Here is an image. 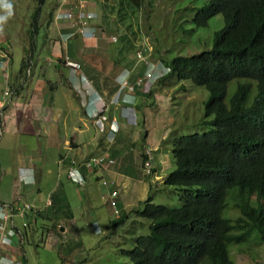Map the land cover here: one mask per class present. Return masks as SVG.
Returning <instances> with one entry per match:
<instances>
[{
	"label": "trees",
	"instance_id": "obj_1",
	"mask_svg": "<svg viewBox=\"0 0 264 264\" xmlns=\"http://www.w3.org/2000/svg\"><path fill=\"white\" fill-rule=\"evenodd\" d=\"M36 1L29 30V56L27 60H22L19 73H27L30 69L36 49L35 35L40 33L37 21L45 0ZM103 1L100 8L105 10L111 3L110 0ZM129 1L138 9L144 3V0ZM93 2L62 0L60 3L62 12H71L72 18L75 17V21L71 19L68 23L75 29H82L88 28L91 19L94 25L97 21V14L88 9ZM81 6L86 8V14L78 20L76 16ZM114 7L111 6L112 9ZM176 15L178 19L174 20V25L180 33V44L173 55L166 51V55L161 56L155 51L157 55L154 53L149 57V64L161 66L167 74L153 84L149 95H145L158 102L155 96L158 87L173 83L181 84L182 91L188 89L183 83L203 88L208 94L204 117L202 115L195 125L196 133L174 138L171 146L175 166L163 184L178 191L181 206L171 208L154 204L150 193L141 202L143 208L132 211L147 221L148 233H131V248L120 252L130 264H235L230 257L232 250L243 245V249L245 246L251 253L247 245L252 233L264 245V0H190L188 5L176 11ZM49 17L52 21V13ZM94 25L91 28L100 31ZM59 28L61 32L54 36V40L60 42L58 60L63 63L65 51L62 47L67 49L65 43L77 39L78 35L70 26ZM87 33L79 35H89ZM125 47L130 50L127 45ZM119 53L125 55L122 49ZM89 55L94 58L91 53H85L82 64L87 63ZM75 63L80 68L79 63ZM138 90L141 92L140 88ZM123 100L120 95L116 96L112 102L114 108ZM125 103L126 112L133 111L137 106L133 102ZM109 106L105 104L102 107L94 122L104 125L103 130L97 129L98 132L107 131L115 138L118 122L112 118V113L108 116L102 113ZM105 136L103 139H106ZM147 137L143 135L141 144V167L142 175L150 180L155 170L154 162L150 174H146L143 168L144 162L149 159L146 154L150 145L147 146ZM102 144L103 149L110 145L106 141ZM95 157H102L111 163L103 168L84 166L85 162ZM115 164L116 160L105 153L74 157L66 165V178L78 186L69 176L70 167L77 169L85 181L87 173L99 171V182L112 187L113 183L107 182L104 171ZM148 183L150 188L153 187V183ZM63 185L60 180L50 197V206L40 208L33 204L41 211L32 222L26 219L28 225L24 229L23 245L17 248L22 253L16 257L23 264L24 247L29 244L28 232L37 221L53 223V231L59 234L64 227L61 221L73 220ZM127 216L129 214H122L110 221V227L116 229L125 224ZM40 226L41 230L45 229L43 224Z\"/></svg>",
	"mask_w": 264,
	"mask_h": 264
},
{
	"label": "rangeland",
	"instance_id": "obj_2",
	"mask_svg": "<svg viewBox=\"0 0 264 264\" xmlns=\"http://www.w3.org/2000/svg\"><path fill=\"white\" fill-rule=\"evenodd\" d=\"M61 1L45 0L37 21L40 25V33L35 35L36 49L31 61L30 73H23L24 75H22L19 73L20 66L22 60H27L29 56L27 50L31 46L29 31L32 24L31 16L37 7V1L0 0V202L2 203H12L15 199V197L11 198L12 193H16L17 188H19L21 205L28 203L39 206V202L44 201L42 207H45L48 201V192L57 179V161L59 156H63V153H58L60 147L49 145L48 148L41 141V138L38 141V138L33 135L23 134L19 125L28 112L27 105L31 101L33 90L37 89L38 81L45 86L43 91L46 98L44 114L47 113L46 109L49 107V101L52 97L56 99L58 109L66 106L64 94L70 96L68 99L73 100L71 85L69 87L67 84V82L71 83L72 80L65 79L66 75H60L55 69L59 64H65V54L62 57L63 63L60 62L61 59L56 61L54 55L60 48L50 39L56 38L54 36L57 34V28L63 27L61 25L65 22L59 19L58 21L61 23H55L59 7L61 8ZM205 1L203 0V2ZM96 2L94 0L88 9L89 12L96 10L97 21L94 25L93 19H91L87 27L98 26L101 34L97 36L103 33V39L88 37L90 40H84L83 44H79L78 50L82 51L83 54L98 55L102 65L110 68L107 73L110 75L107 81L113 82L112 74L118 71V67L136 68L135 73H138V70L144 66L143 62L138 61L137 52L146 51L149 57L154 56L155 51L160 52L161 56H165L166 51L173 55L176 46L180 44L178 40L180 33L174 25V20L178 19L176 11L183 5H188L190 0H144L140 9L129 0H110L111 5L105 10L100 8V5L104 3L103 0H96ZM112 5L115 6L113 9L111 8ZM50 13H52V21L49 17ZM106 20L108 25L104 23ZM72 21H75V17L72 18ZM113 38L116 39V42L113 41ZM74 42L65 43L67 51H70L71 55L75 50ZM125 45L130 47V50H127ZM52 46H56V49L53 50ZM62 48L64 51L66 50L64 47ZM121 49L124 50L125 55H120ZM155 54L157 55V52ZM82 65L88 68L93 67L96 72L98 71L95 63L91 61ZM26 74L27 76H25ZM129 74L131 72L128 71L123 77L118 75L115 78L120 89L123 80ZM24 76L28 78L25 79ZM183 84L188 88L185 91L180 89L181 84L176 83L166 84V87L159 86L155 92L158 102L152 96L148 97V94L143 101L137 103L138 119L135 118L131 122V126L135 129L138 137V142L135 144L136 148L140 147L139 139L144 135V120L146 121V128L154 135L157 131L166 133L161 144L160 140L155 139L153 144H150L152 148L149 147L148 150L153 157L156 156L159 161L158 168H160V180L153 184L150 196L154 204L171 208L181 204L178 191L163 184L165 177L174 169L171 153L173 139L181 135L196 133L195 125L202 115L204 117V103L208 96L207 91L203 88L190 86L187 83ZM87 86H89L90 91L94 90L90 84L87 83ZM20 87H23L22 91H19ZM5 92H8V95H5ZM31 102L35 103V100L33 99ZM30 106L41 113V107L32 104ZM149 110L153 111L147 113ZM143 113L147 114L144 115ZM23 132L25 133L26 130L24 129ZM100 133L103 136L104 134L107 135L108 138L105 136L106 143H113L115 138L110 140L107 131ZM47 137L48 134L45 131L42 138L44 142L47 141ZM70 139L68 138V140ZM154 148L157 149L154 150ZM27 160H33V163L37 164L39 177L43 176L44 179L45 185L43 187L40 182L34 179L25 184L17 182L14 169H17ZM163 177L164 179L161 180ZM63 184L71 198L69 204L73 213V220L68 222L62 220L61 224L64 226L62 227L64 230L63 232L60 230L59 234L53 231V223L37 221L36 226L28 232L29 244L24 247V263L130 264L120 250L131 248L132 243L129 240L131 233L138 232L137 235L148 233L147 221L134 214L135 211L141 210L143 205L140 204L136 207L138 202H135V208L129 212L125 213V211L120 210L119 216L123 213L129 214V216H127L125 224L114 229L110 227L109 222L115 220L116 214L112 213V208L110 211L105 205L97 191L94 196H84L86 189L81 188H85L87 184L79 188L65 181ZM38 190L41 191L40 195H38ZM143 201L145 199L141 200V202ZM133 210L134 212H132ZM98 214H106V223L103 228L98 225V229H93L91 220ZM17 223L20 224V221L17 220ZM41 224L44 225L45 229L41 230ZM48 234L50 235L48 236ZM17 243L18 238L14 237L11 249H14ZM247 246H249L251 253H248L245 246L243 249V245H239V249L232 250L230 257L233 262L235 264H264V245L261 244L255 233L251 234Z\"/></svg>",
	"mask_w": 264,
	"mask_h": 264
},
{
	"label": "crops",
	"instance_id": "obj_3",
	"mask_svg": "<svg viewBox=\"0 0 264 264\" xmlns=\"http://www.w3.org/2000/svg\"><path fill=\"white\" fill-rule=\"evenodd\" d=\"M92 12H96L94 9ZM65 13L62 12L61 8L59 7V10L57 14ZM64 24H62V29L66 26L72 27L70 24H68V20H64ZM56 21L55 23H57ZM59 24V23H58ZM66 25V26H64ZM106 25L108 23L106 22ZM72 31L78 35V38L73 40L75 41V50L73 55L70 54V51L65 50V58L69 57L74 62H78L80 65V68L72 70L68 67H66L64 64H59L57 66L56 72L60 75L65 74V79L72 80L71 83H68V86L70 87V90L72 94H74L71 97L72 99H68V95L64 94L65 104L66 106L64 108L61 107V109H58L56 106V99L52 97L49 101V107L46 109V114H44V107L46 106V98L43 94V91L45 90L44 84H41L42 82L38 81L37 83V89L33 90V93L31 95V101L34 99L35 103H28L27 108L28 112L24 115V117L21 120V123L19 125V128L23 134L33 135L34 137L38 138V141L41 138V141L48 146H58L60 147V150L58 153H63V156H59L56 166V173H57V179L55 181L54 186L50 191L48 192V201L50 200V197H52V194L54 193L55 189L59 185V181H65L70 183L66 178V165L69 163V160L74 157H83L88 156L91 154H99V153H105L106 155H109L111 158H114L116 160V164L109 168L108 170L104 171L106 175L107 182L113 183L112 187H107L101 184L98 180V172H90L87 173V181L85 183L86 187L81 189H86L84 196H94L95 192L97 191L100 195V198L104 201L105 205L110 209L109 206L110 203L108 202V195L112 190H115L117 192L118 197L116 198V206L118 210L127 213L133 208H135V202H138L136 207H138L141 203V200L147 199V196L150 195L151 191L153 190L152 187L150 188L148 181L151 183H155V181H159V169L158 164L159 161L154 157V163H155V170L152 177L147 179L142 175L143 169L141 167L142 164V149L141 144L143 140V136L140 140V147L136 148L135 144L138 142L137 133H135V129L132 128L131 122L133 118L136 120L138 119V113H137V102L141 97L147 96L140 92L138 89L135 91L127 92V94L131 98V102L134 103V106L136 108L131 111L133 115L131 116V112H126L124 108V104H126L124 101L117 107L113 105V101H115L116 96L120 95L121 97L124 96V91H120V87L118 85V81L115 79L118 75H125L128 71L132 72V68L128 69L129 67H118V71L114 72L112 74L113 82H108L107 79L110 75H107L109 72V66H104L101 63V60L98 55H95L94 58L90 57L88 58L87 63L88 64L91 60L92 63H95V67L98 69L96 72L93 67H87L83 66L81 63L83 52L78 50L79 44H83L84 40L89 41L90 39L88 37H92L93 39H103L102 35L97 36L98 34H101L100 31H94V29L87 30L89 34L88 37L79 35L80 30L75 29L72 27ZM76 30V31H75ZM60 28H57V33H60ZM51 37V36H50ZM85 37V39H84ZM55 45L60 43L57 40L52 41ZM78 44V46H77ZM53 47V46H52ZM56 49V46L53 47V50ZM54 54V53H53ZM61 54L57 51V54L55 53L56 61L58 57ZM80 60V61H79ZM116 67V65H115ZM33 71V70H32ZM32 73V72H31ZM22 75L23 72H22ZM21 75V76H22ZM18 77V76H16ZM23 77V76H22ZM25 77V76H24ZM20 78V77H18ZM28 77H25V79ZM27 82V81H25ZM87 83L90 84L94 90L90 91L89 86H87ZM23 87H20V91H22ZM119 93V94H118ZM76 94L78 97H76ZM133 95H135L133 97ZM156 96V95H155ZM103 98V99H102ZM122 101V100H119ZM119 103V102H118ZM35 105L41 107V113H38L37 110L33 109L30 105ZM107 104L110 105L109 108L103 110L104 115H109L112 113L113 119H115L118 122V131L116 132L115 139L112 144L107 146L105 149H103V144L105 143V139H103V135L97 131V129L103 130L104 125L96 124L94 122L95 116L102 111V107ZM33 110V111H32ZM153 110L147 111V113L152 112ZM49 112V113H48ZM147 113H143L144 115ZM48 114V115H47ZM115 115V116H114ZM48 120V121H47ZM143 132L144 136H148L146 138L148 144H153V141L155 139L160 140V144L165 139L166 133H163L161 131H157L156 135L153 134L150 130L146 128V121H143ZM26 130L24 133L23 130ZM47 131L48 137L47 141H43V133ZM159 132V133H158ZM159 134V135H157ZM90 137H93V139H90ZM68 138H71L68 140ZM151 145H149L150 147ZM160 146V145H159ZM158 146V147H159ZM47 148V150H48ZM152 148V147H150ZM157 148H154L156 150ZM173 160V158H172ZM37 164L33 163V160H30L25 163H22L18 166L17 169H14L15 176L17 177V182L20 184L21 180L19 179L18 172L21 168L24 169H31L32 171L30 173H26V179L27 182H31L33 176V179L37 182H40L42 184V187L45 185L43 176L39 177L38 174V167ZM172 166H175L174 160ZM44 169V168H42ZM164 177L161 179L163 180ZM73 184V183H71ZM74 187H77L75 184H73ZM84 185V186H85ZM83 186V187H84ZM65 191L67 194L68 202H70V196L68 195V190L66 187ZM79 188V187H77ZM19 188H17L16 193H12V197H15V199L18 198V196L21 195V193H18ZM151 190V191H150ZM41 194V191L38 190V195ZM81 195V194H80ZM14 199V200H15ZM13 200V201H14ZM84 200V198H83ZM44 202V201H43ZM43 202H39L40 208L43 206ZM44 208V207H43ZM123 213V214H125ZM72 221V220H71ZM106 223V214H98L95 215L94 218L91 220V225L93 229L103 228V225ZM110 223V222H109ZM97 224V225H96ZM99 225V226H98ZM62 228V227H61ZM57 241V240H56Z\"/></svg>",
	"mask_w": 264,
	"mask_h": 264
},
{
	"label": "built area",
	"instance_id": "obj_4",
	"mask_svg": "<svg viewBox=\"0 0 264 264\" xmlns=\"http://www.w3.org/2000/svg\"><path fill=\"white\" fill-rule=\"evenodd\" d=\"M85 14H86V8L81 6V9L79 10L76 18L78 20H81L82 17L85 16ZM61 17L69 21L72 19V14L71 12L63 13V16ZM72 27L74 26L72 25ZM85 29L86 27L79 29L80 33H85L84 31ZM113 40L115 41V38H113ZM137 56L141 58L142 53L138 52ZM64 65L72 70L78 69V64L75 62L69 61L67 57L65 58ZM29 73L30 71L28 70L27 74ZM155 78L156 77H154L153 73L148 72L146 74L145 81H143L141 78H137L133 85L127 84L128 89L130 91H134L135 88H141L142 91L146 93L149 91L150 86L156 80ZM5 95H8V92H5ZM111 139H112V136H110V140ZM146 154L148 155L149 159H147L144 162L143 168L146 174H150L152 165L154 162V157L152 156V153L149 152L148 150L146 151ZM110 163L111 161L106 160L102 157H97V158L95 157L85 162L84 166L88 168H92V167L103 168V167H107L108 165H110ZM69 176L80 187H83L86 183V181L84 180V177L74 167H70ZM117 197L118 195L115 190H112L108 195V202L110 203V206L113 208L114 214L119 213V210L115 202V199ZM46 205L50 206L51 202L47 201ZM40 211L41 210L33 204L25 203L21 205V196L17 198V201L15 203H0V264H23V262L16 259V257H18L19 254L22 253V251L17 248L23 245L24 229L28 225V220L26 219L29 218L32 222L35 216L36 215L38 216ZM17 220L20 221V224L17 223ZM49 235L50 234H48V236ZM14 237L18 238V243L17 245H15L14 249H11L12 239Z\"/></svg>",
	"mask_w": 264,
	"mask_h": 264
},
{
	"label": "clouds",
	"instance_id": "obj_5",
	"mask_svg": "<svg viewBox=\"0 0 264 264\" xmlns=\"http://www.w3.org/2000/svg\"><path fill=\"white\" fill-rule=\"evenodd\" d=\"M66 13V12H65ZM61 16H63V13H61V14H57V16H56V21H58L59 19H61L62 21H64L65 19H63ZM89 29H92V28H86L84 31L85 32H88V31H86V30H89ZM82 36H85V35H82ZM87 37H88V35H86ZM114 41V40H113ZM138 53V52H137ZM145 53V54H144ZM136 57H137V59H138V61H141V62H143L144 63V66H145V68H144V70H143V73H142V76H140V71L142 70V68H140L139 70H138V73H135V71L137 70L136 68H132V72H131V74H129V75H127L126 77H125V79L123 80V84L121 85V89H120V91L121 90H123L125 93H124V96H123V101L124 102H131V98L128 96V95H125V94H127V92H129V89H128V85L127 84H130V85H133L134 83H135V81H136V79L137 78H141L143 81H145L146 80V74L148 73V72H151V73H153L154 74V77H156L155 79V81L153 82V84L158 80V79H160L161 78V76H163L164 77V75L165 74H167V70H164L161 66H156L155 64H149L148 63V61H149V55H148V53L146 52V51H144L143 53H142V57L141 58H139L138 56H137V54H136ZM127 74V73H126ZM125 74V75H126ZM124 76V75H123ZM122 76V77H123ZM124 83H126V84H124ZM153 84L150 86V89H149V91L148 92H146V93H144L143 91H142V89H141V92L142 93H144V94H148V93H150V91H151V88L153 87ZM127 85V86H126ZM120 87V86H119ZM136 89H139V88H135V90ZM134 90V91H135ZM135 119L133 118V120H132V122L134 121ZM32 170L31 169H24V168H21L20 170H19V172H18V176H19V179L21 180V183H23V184H25V183H28L27 182V179H26V173H30ZM31 178H32V180L31 181H33V176H31ZM80 187V186H79ZM21 196V195H20ZM19 197V196H18ZM116 200V199H115ZM17 201V199H15L12 203H15ZM0 203H2V202H0ZM112 208V207H111ZM112 210H113V208H112ZM114 213V212H113ZM118 216H119V213L118 214H116V216H115V219L116 218H118Z\"/></svg>",
	"mask_w": 264,
	"mask_h": 264
},
{
	"label": "water",
	"instance_id": "obj_6",
	"mask_svg": "<svg viewBox=\"0 0 264 264\" xmlns=\"http://www.w3.org/2000/svg\"><path fill=\"white\" fill-rule=\"evenodd\" d=\"M63 230H64V229H63V228H61V232H63Z\"/></svg>",
	"mask_w": 264,
	"mask_h": 264
}]
</instances>
